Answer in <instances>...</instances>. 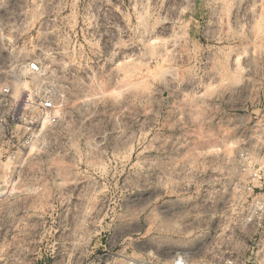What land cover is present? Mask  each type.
I'll list each match as a JSON object with an SVG mask.
<instances>
[{
	"label": "rangeland",
	"instance_id": "374dc122",
	"mask_svg": "<svg viewBox=\"0 0 264 264\" xmlns=\"http://www.w3.org/2000/svg\"><path fill=\"white\" fill-rule=\"evenodd\" d=\"M1 85L0 264H264V0H0Z\"/></svg>",
	"mask_w": 264,
	"mask_h": 264
},
{
	"label": "built area",
	"instance_id": "2783aa9c",
	"mask_svg": "<svg viewBox=\"0 0 264 264\" xmlns=\"http://www.w3.org/2000/svg\"><path fill=\"white\" fill-rule=\"evenodd\" d=\"M25 70L33 76H41L42 69L38 62L30 61L25 63ZM58 119V107L53 98L47 94L33 95L31 90H22L15 94L10 86H0V134L9 128L14 122L22 121L28 129L41 126L47 122L53 124ZM261 179L260 190L264 195V170L257 172ZM264 207V202H263ZM264 252V246L261 248ZM252 253V252H251ZM263 261V260H261ZM259 261L257 264H261ZM174 264H185L181 258H178ZM224 264H252L249 261L237 262L235 258L227 259Z\"/></svg>",
	"mask_w": 264,
	"mask_h": 264
}]
</instances>
